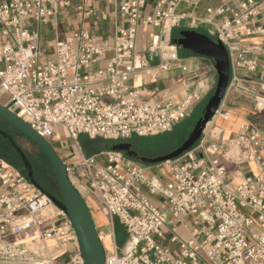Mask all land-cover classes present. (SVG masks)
Instances as JSON below:
<instances>
[{"label":"built area","instance_id":"1","mask_svg":"<svg viewBox=\"0 0 264 264\" xmlns=\"http://www.w3.org/2000/svg\"><path fill=\"white\" fill-rule=\"evenodd\" d=\"M198 2L159 0L154 14L143 19L158 28L148 47L158 56L152 65L136 53L145 0L122 1L127 25L118 30L112 56L91 69L103 49L84 30L56 40L51 56L41 58L31 24L52 17L57 0H0V99L6 96L5 105L50 144L62 136L71 141L74 151L59 157L72 184L73 178L84 181L111 224L116 218L126 230L123 247L104 248V264H264V128L258 124L244 120L228 139L213 137L205 127L191 148L163 162L170 174L164 185L153 183L142 163L122 152L85 155L79 145L81 134L113 142L162 134L191 114L203 97L196 70L179 65L183 86L196 84L177 99L144 100L134 88L138 77L157 79L179 61L170 32L183 20L189 28L204 26L226 48L230 73L223 99L229 91L246 92L256 110L264 108V0L207 7L203 17L176 12L181 3ZM254 38L259 42L248 45V52L243 43ZM223 160L251 161L260 171L230 188ZM50 218L51 225L42 227ZM31 228L29 241L13 239ZM62 253L67 262L57 258ZM0 264H82L67 217L1 156Z\"/></svg>","mask_w":264,"mask_h":264},{"label":"crops","instance_id":"2","mask_svg":"<svg viewBox=\"0 0 264 264\" xmlns=\"http://www.w3.org/2000/svg\"><path fill=\"white\" fill-rule=\"evenodd\" d=\"M122 1L124 0H57L58 7L52 17L37 26L33 23L31 24V27L38 32L41 58L43 59L51 56L53 53V45L56 40L65 38L73 32L84 30L92 35L95 42L103 49V54L99 62L93 65L91 69L104 65L113 54L112 48L115 43V38L118 35V30L127 25L126 19L119 11V6ZM157 1L159 0H145L144 6L139 13L140 19L137 27L136 39L137 56L145 57L152 65L158 62V56L156 53L150 51L148 47L156 42V39L151 37V34L157 33L158 28L151 24L145 25L142 21L145 17L154 14V6ZM239 2L240 0H199L198 4L195 6L185 3L179 4L176 8V12H185L192 16L203 17L205 16L207 7H217L222 4H228L230 7H237ZM175 28H180L181 30L195 29L199 31L198 29L205 27L199 26L197 28H189L188 21L183 20L180 25ZM172 30L170 32V37L173 38ZM257 42H259L257 38L246 40L243 43L244 49L251 52L248 50L250 48L248 45H253ZM171 43H173L172 39ZM177 51L179 61L172 69L160 72L157 79H151L145 76H140L135 79L134 88L141 99L159 101L168 96L177 99L184 94L185 89L195 88V82H188L187 88L183 86V73L179 65L186 66L188 70L198 71L200 73L198 87L201 86V90L203 91L202 100L209 95L215 79L213 60L197 54H191V52L185 50L182 51L178 48ZM243 85L248 89L256 88L253 84L248 82H244ZM260 94L264 96V91H261ZM200 102L196 103L192 110L200 104ZM5 103L0 101L2 105H5ZM218 110V113L211 122L212 124L217 123V127H219L217 136L219 135V137L223 139L230 138L238 129L239 124L244 120L252 121L264 128V108L256 110L251 96L246 92L229 91L220 103ZM226 112L228 113L227 117H224V113ZM148 137L153 138L154 136H147V138ZM106 149H109V147L104 149L100 148V150ZM71 151H74L73 145H71L69 150L60 152L58 155L69 154ZM142 165L145 175L156 185H164L170 178L167 167L163 163L150 165L142 163ZM223 165L227 173L226 184L230 188L235 187L243 176L255 174L260 171V167L251 161L249 163H236L223 160ZM240 165H246L248 167V173H244L239 168ZM81 187L83 190L78 187H76V189L87 204L103 247L105 249H111L114 244L117 245L119 238L127 237L126 230L118 219H113L111 224L110 219L105 218V214L100 209L95 196L87 190L84 181L81 182ZM142 191L146 192V188H142ZM152 200L156 202L157 198L152 197ZM54 219L55 218H50L47 221L45 220L41 223V226L48 227ZM106 221H108L110 226L105 223ZM178 230L181 234H186L182 227H179ZM31 232L23 235V237H25L24 239L20 236L22 240L20 242L29 241L35 234V230ZM102 235H105V240Z\"/></svg>","mask_w":264,"mask_h":264},{"label":"water","instance_id":"3","mask_svg":"<svg viewBox=\"0 0 264 264\" xmlns=\"http://www.w3.org/2000/svg\"><path fill=\"white\" fill-rule=\"evenodd\" d=\"M178 34L180 35L179 38L172 39V42L178 49L213 60L217 74L216 83L213 92L208 98L193 128L187 136L181 140L177 147L171 151L152 158H147L138 155L137 151L132 148V143L129 141L113 142L108 146L109 149L122 152L125 156L144 164L163 163L167 160L179 157L184 151L191 148L200 138L206 124L216 114L227 87L230 63L227 50L223 44L195 29H183L180 30ZM0 120L8 124L19 135L31 142L50 165L60 197L52 195L39 185L34 178L32 166L22 148L10 134L0 128V137L8 141L9 145L22 162L21 167L18 169L24 173L28 180L57 206L69 220L75 232L82 264H104V247L87 204L79 191L72 184L66 171L65 164L53 149L50 142L30 127L21 117L16 115L8 105L0 104Z\"/></svg>","mask_w":264,"mask_h":264},{"label":"rangeland","instance_id":"4","mask_svg":"<svg viewBox=\"0 0 264 264\" xmlns=\"http://www.w3.org/2000/svg\"><path fill=\"white\" fill-rule=\"evenodd\" d=\"M180 28H174L172 30V36H175L178 34L180 31ZM200 32H204L206 35L210 36L211 38L214 39L213 35L209 33V31L205 28H200L198 29ZM192 54V53H191ZM80 73H83L81 70ZM216 76L214 79V83L212 85V89L207 97L203 99L200 104H198L193 110L192 113L185 119H183L179 124L175 125L170 131H167L162 134H157L153 135L154 137H139V138H131L129 141L132 142L134 148L136 149L138 155L147 157V158H152L158 155H162L168 151H171L177 145L181 142V140L187 136V134L190 132V130L193 128L194 124L196 123L197 119L202 113V110L210 97L211 93L213 92L215 83H216ZM7 97L4 96L3 98L0 99L2 102H6ZM207 129L210 130V133L213 135V137H216L217 134H214L213 130L216 128V132L219 131V127H217V123H213L210 121L208 122ZM5 127H8L6 124H4ZM221 138V137H220ZM17 144L22 148L24 153L26 154L27 157L33 161V164L36 166H43L45 168V175L46 179L50 182L51 187L55 190V192L58 194V197H60L59 190L55 181V178L52 174V170L50 169L47 160L41 156L40 151L27 139L22 137L21 135H18L16 138ZM79 145L82 149V152L85 155H90L98 152L97 150H100V148H108L110 143H113L111 140H104L102 138H89L85 134H81L78 138ZM51 145L53 149L56 151L57 154L60 152H63L65 150H69L71 148V141L69 139H66L62 136L60 141L58 142H51ZM19 159V158H18ZM20 162V160H18ZM13 165V164H12ZM244 173H248V167L246 165H240L239 167ZM73 182L78 187L79 189L83 190L81 187V183L78 182L75 178H73ZM106 219L108 217L105 216ZM107 225L108 221L105 222ZM105 224V225H106ZM110 226V225H109ZM104 240L105 235H102ZM21 238L24 239L21 235ZM126 238H119L117 242V246L119 248L123 247L126 243ZM58 259H62L63 261L67 262L68 257L65 254H60Z\"/></svg>","mask_w":264,"mask_h":264},{"label":"flooded vegetation","instance_id":"5","mask_svg":"<svg viewBox=\"0 0 264 264\" xmlns=\"http://www.w3.org/2000/svg\"><path fill=\"white\" fill-rule=\"evenodd\" d=\"M179 37H180V35L177 34L173 38H179ZM4 124H6V123L3 122L2 120H0V128L3 129L4 131H6L8 134H10L13 137V139L16 141V138L18 137L19 134L12 127H10L8 124H6L8 127H5ZM129 140H127V141H129ZM7 142H8L7 140H5L4 138L0 137V154L3 153V154H8V155L12 156L13 153H12L11 148L8 145ZM129 142H131V141H129ZM132 148L135 149L133 144H132ZM41 156H43V155L41 154ZM27 158H28V160H29V162H30V164L32 166L35 180L39 183V185L42 188H44L47 191H49L52 195L58 197V194L51 187L50 182L48 181V179H46L45 168H43V166H36L35 164H33V161H31V159L29 157H27ZM49 167H50V165H49ZM50 169H51V167H50Z\"/></svg>","mask_w":264,"mask_h":264},{"label":"trees","instance_id":"6","mask_svg":"<svg viewBox=\"0 0 264 264\" xmlns=\"http://www.w3.org/2000/svg\"><path fill=\"white\" fill-rule=\"evenodd\" d=\"M171 39H173L172 37H171ZM183 51V50H182ZM132 138H139V137H136V136H134V137H132ZM8 143V142H7ZM8 145H9V143H8ZM10 146V145H9ZM10 148H11V151H12V153H13V155L11 156V155H8V154H3V153H1L0 154V156L1 157H3L4 159H6L8 162H10L11 164H13L14 166H16L17 168H20L21 167V165H22V162H21V160H20V158H19V156L16 154V152L12 149V147L10 146ZM19 158V159H18ZM18 160H20V162H18Z\"/></svg>","mask_w":264,"mask_h":264},{"label":"bare ground","instance_id":"7","mask_svg":"<svg viewBox=\"0 0 264 264\" xmlns=\"http://www.w3.org/2000/svg\"><path fill=\"white\" fill-rule=\"evenodd\" d=\"M207 126L209 125L208 123L206 124ZM221 131V130H220ZM213 132H214V134H218V132H216V128H214V130H213ZM74 143V145H75V149L79 152V154H80V157H81V159H82V155H81V152H80V149L78 148V145L76 146V141H74L73 142ZM32 230H34V229H30V230H26V231H24L23 233H21L19 236H17V237H15V238H13L15 241H22L21 239H20V236L22 235V237H23V235H25V234H28L29 232H31ZM32 233V232H31ZM33 234V233H32ZM23 238H25V237H23Z\"/></svg>","mask_w":264,"mask_h":264}]
</instances>
